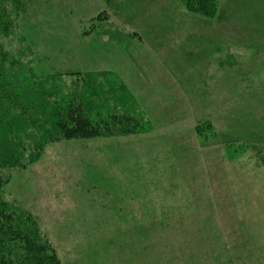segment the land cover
<instances>
[{
  "label": "rangeland",
  "instance_id": "rangeland-1",
  "mask_svg": "<svg viewBox=\"0 0 264 264\" xmlns=\"http://www.w3.org/2000/svg\"><path fill=\"white\" fill-rule=\"evenodd\" d=\"M2 41L30 104L1 135L24 162L3 170L2 193L60 264H223L209 200L237 214L230 200L264 184V0H21ZM54 102L140 124L57 138ZM236 253L264 264V247Z\"/></svg>",
  "mask_w": 264,
  "mask_h": 264
},
{
  "label": "trees",
  "instance_id": "trees-1",
  "mask_svg": "<svg viewBox=\"0 0 264 264\" xmlns=\"http://www.w3.org/2000/svg\"><path fill=\"white\" fill-rule=\"evenodd\" d=\"M20 8L21 0H0V264H60L54 249L41 235L35 220L20 210L15 203L7 200L2 193V186L7 181L3 170L13 167L17 159L19 165L24 162L18 157L15 160L11 153L5 151L1 135L16 122L17 118H13V115L9 117V114L30 105L21 91L17 90L16 81L11 80L12 71L19 62L2 43V38L9 37L16 29ZM55 102L51 123L54 125L52 133H57V138H89L132 133L139 123L135 116L115 113L93 120L85 115L79 104H69L65 109H61ZM36 107L35 104L34 108ZM19 118H23L25 123L30 122V116L28 118L26 114L20 115ZM32 118L34 119V116Z\"/></svg>",
  "mask_w": 264,
  "mask_h": 264
},
{
  "label": "crops",
  "instance_id": "crops-1",
  "mask_svg": "<svg viewBox=\"0 0 264 264\" xmlns=\"http://www.w3.org/2000/svg\"><path fill=\"white\" fill-rule=\"evenodd\" d=\"M162 138V136H159ZM146 139V138H145ZM151 140V138H149ZM147 142L149 141L146 139ZM153 141V140H152ZM179 162V171L181 175L183 174L181 166L185 159V155L181 154L180 156L176 154ZM262 164V159L260 160ZM128 171H125L129 175V181L135 173L136 168L131 165L127 167ZM208 187L206 186L205 190L214 192L216 187L213 185L212 177L208 180ZM128 183H126L127 187ZM110 190L115 191L118 186L112 184ZM125 187V188H126ZM130 187V186H129ZM248 187V186H247ZM120 188V189H125ZM255 192L252 195H247L241 199L230 200V205L232 208L240 207L237 214H231V211L227 213L224 209L222 214L216 213V206L211 201L212 214L207 218L208 221L212 220L214 232L217 234L216 237L221 238L222 240V249H218V253L222 252L221 260L223 264H237L236 261L241 259V256H238L240 253H236L240 247L247 248L248 246L254 247L258 246L259 248L264 247V184L261 182L255 183L251 186V190ZM109 190V191H110ZM140 190L139 188H126L125 190L128 193ZM143 191V190H142ZM212 195V194H211ZM135 202V201H134ZM133 202V203H134ZM117 206V205H116ZM122 207V205L119 204ZM137 206L135 203L133 207ZM228 206V205H227ZM234 213V212H233ZM116 221L119 222L123 216H126L120 212V209L116 211ZM128 217H134L135 214H127ZM138 216V215H137ZM135 221V219H133ZM129 221V220H127ZM131 222V221H129ZM252 240V241H251ZM246 255V253H245Z\"/></svg>",
  "mask_w": 264,
  "mask_h": 264
}]
</instances>
